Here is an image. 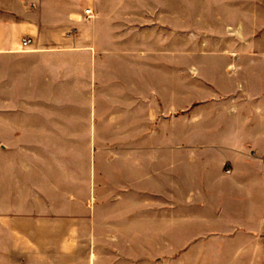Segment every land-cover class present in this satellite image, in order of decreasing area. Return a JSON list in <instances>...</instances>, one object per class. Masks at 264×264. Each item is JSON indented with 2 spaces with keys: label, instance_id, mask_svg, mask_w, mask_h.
Listing matches in <instances>:
<instances>
[{
  "label": "crops",
  "instance_id": "1",
  "mask_svg": "<svg viewBox=\"0 0 264 264\" xmlns=\"http://www.w3.org/2000/svg\"><path fill=\"white\" fill-rule=\"evenodd\" d=\"M81 1L0 0V230L6 229L11 242L20 243L23 238L27 249L17 248L26 251L28 260L40 257L42 244L37 234L56 232L57 227L47 226L56 218L53 210L40 212L37 206L86 196L94 199L92 141L103 136L101 129L122 132L129 140L172 139L176 165L180 157L176 140L184 123L183 137L199 139L183 152L188 179L193 192L205 196L193 202L197 210L190 217L219 222L220 228L212 234L226 235L228 245L237 237L242 245L235 249H262L264 68L260 64L264 52L210 53V57L228 60L225 66L209 68L221 78L204 83L202 98L193 99L187 92L189 103L180 106L181 72L192 82H203L191 78L195 74L192 68H181L178 60L148 67L143 51L121 53L101 42L98 22H93V35L85 43L81 20L85 8L97 11L86 6L81 12ZM72 28L78 32L71 34ZM25 38L32 39L28 46H23ZM223 83L231 89H221ZM21 139L42 141L24 143ZM80 139L88 140L87 168L79 176L83 192L69 190V179L74 176L69 175L65 148L66 141ZM146 151V146L131 143L125 157L130 167L139 166L141 176ZM139 180L142 187V178ZM21 188L22 202L28 204L30 213L17 209ZM145 194L132 187L124 193L127 199L139 195V203L146 199ZM172 218H179L176 210ZM21 219L29 222L22 237ZM59 230L56 249L67 256L73 240H69L67 227ZM24 261L21 258V264Z\"/></svg>",
  "mask_w": 264,
  "mask_h": 264
},
{
  "label": "rangeland",
  "instance_id": "2",
  "mask_svg": "<svg viewBox=\"0 0 264 264\" xmlns=\"http://www.w3.org/2000/svg\"><path fill=\"white\" fill-rule=\"evenodd\" d=\"M86 6L95 7L97 12L95 18H88L84 11L81 20L85 43L91 40L93 24L98 22L101 42L110 43L121 53L143 51L148 67L178 60L181 68H192L195 74L191 78L203 82H192L181 72L180 106L189 103L187 92L193 99L202 98L204 83L221 78L209 68L225 66L228 60L210 57V53L264 52V0H82L81 12ZM77 32V28L70 30L71 34ZM260 67L264 68V60ZM220 88L231 89L226 83ZM185 127L181 123V137L176 140L180 144L176 165L172 160V139L149 136L145 140H129L122 132L101 129L103 136L92 141L96 156L94 199L86 196L66 203L38 204L40 212L53 210L56 218L45 226L57 230L37 234L42 255L32 261L26 251L17 248L22 245L27 249V243L21 242L23 238L20 243L11 242L6 229H1L0 264H21V258L25 259L24 264H264V245L260 250L235 249L242 245L237 237L230 239L232 243L228 245L226 235L212 234L220 228L219 222L190 217L197 210L193 202L202 201L205 196L203 192H193L195 188L188 179L189 165L183 152L199 139L184 138ZM30 141L42 140H19ZM87 141H66L69 175L74 176L69 179V190H84L79 176L81 169L87 168ZM131 143L147 147L142 176L139 166L130 167L125 162ZM141 178L143 186L139 187ZM129 187L145 190L146 199L142 203L139 195L127 199L124 193ZM23 191L21 188L17 209L30 213L28 204L22 202ZM173 210L179 218H172ZM19 226L22 237L28 231V220L21 219ZM64 226L69 240H73L67 256L56 249L59 240H55Z\"/></svg>",
  "mask_w": 264,
  "mask_h": 264
},
{
  "label": "built area",
  "instance_id": "3",
  "mask_svg": "<svg viewBox=\"0 0 264 264\" xmlns=\"http://www.w3.org/2000/svg\"><path fill=\"white\" fill-rule=\"evenodd\" d=\"M85 13L88 18H91L94 15L93 10L91 8H86ZM31 42H32L31 38H25L23 40V46H28L29 44H31ZM228 172H230V170H228Z\"/></svg>",
  "mask_w": 264,
  "mask_h": 264
}]
</instances>
